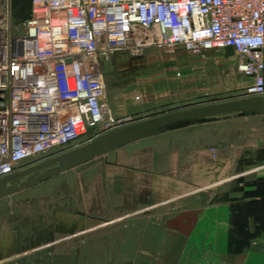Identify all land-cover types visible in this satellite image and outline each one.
<instances>
[{
  "label": "crops",
  "instance_id": "crops-1",
  "mask_svg": "<svg viewBox=\"0 0 264 264\" xmlns=\"http://www.w3.org/2000/svg\"><path fill=\"white\" fill-rule=\"evenodd\" d=\"M78 167L64 196H38L42 181L27 188L37 196L0 200V264H264V114L145 138Z\"/></svg>",
  "mask_w": 264,
  "mask_h": 264
},
{
  "label": "built area",
  "instance_id": "built-area-1",
  "mask_svg": "<svg viewBox=\"0 0 264 264\" xmlns=\"http://www.w3.org/2000/svg\"><path fill=\"white\" fill-rule=\"evenodd\" d=\"M30 2L16 31L11 0H0V178L128 124L110 114L99 62L119 51L230 46L243 97L264 95V0Z\"/></svg>",
  "mask_w": 264,
  "mask_h": 264
},
{
  "label": "rangeland",
  "instance_id": "rangeland-1",
  "mask_svg": "<svg viewBox=\"0 0 264 264\" xmlns=\"http://www.w3.org/2000/svg\"><path fill=\"white\" fill-rule=\"evenodd\" d=\"M30 7V0H11L12 21L16 31L21 30L20 26L28 17ZM99 62L110 114L114 117L129 116L128 123L191 107L242 98L247 85L236 70V56L225 58L223 51L218 49L195 52L181 46L171 49L148 48L137 56L119 51L108 57H100ZM96 132H92L90 136ZM69 149H72V145L36 157L22 163L18 170ZM104 158L105 156L96 158L80 166L83 168L89 164H103ZM106 158L111 161L112 155ZM67 172L68 170L44 181L40 192L43 191L38 196L52 195V191L56 189L52 196H64L66 182L71 179ZM80 172L81 169L76 173ZM97 175L99 174L95 177L88 176V179L92 177L97 181ZM34 191L35 188L32 187L4 199L14 205L21 198L37 196ZM3 205L7 206L5 202Z\"/></svg>",
  "mask_w": 264,
  "mask_h": 264
},
{
  "label": "water",
  "instance_id": "water-1",
  "mask_svg": "<svg viewBox=\"0 0 264 264\" xmlns=\"http://www.w3.org/2000/svg\"><path fill=\"white\" fill-rule=\"evenodd\" d=\"M224 53L226 57L233 56L234 50L229 46L224 49ZM260 114H264V95L191 107L131 122L0 178V200L138 140L223 118Z\"/></svg>",
  "mask_w": 264,
  "mask_h": 264
},
{
  "label": "bare ground",
  "instance_id": "bare-ground-1",
  "mask_svg": "<svg viewBox=\"0 0 264 264\" xmlns=\"http://www.w3.org/2000/svg\"><path fill=\"white\" fill-rule=\"evenodd\" d=\"M123 126V125H122Z\"/></svg>",
  "mask_w": 264,
  "mask_h": 264
}]
</instances>
